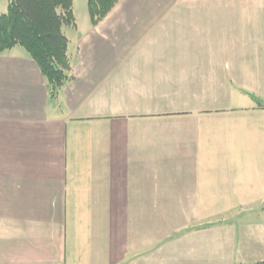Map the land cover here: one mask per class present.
Here are the masks:
<instances>
[{"label":"crops","instance_id":"0c3cea01","mask_svg":"<svg viewBox=\"0 0 264 264\" xmlns=\"http://www.w3.org/2000/svg\"><path fill=\"white\" fill-rule=\"evenodd\" d=\"M72 29L57 98L0 54V264L264 260L237 221L264 189V0H121Z\"/></svg>","mask_w":264,"mask_h":264},{"label":"trees","instance_id":"16d2710c","mask_svg":"<svg viewBox=\"0 0 264 264\" xmlns=\"http://www.w3.org/2000/svg\"><path fill=\"white\" fill-rule=\"evenodd\" d=\"M121 0H88L92 25L99 24ZM74 0H9L0 15V54L23 47L39 65L50 95L57 98L74 78L65 27H76ZM253 264H264V260Z\"/></svg>","mask_w":264,"mask_h":264},{"label":"rangeland","instance_id":"374dc122","mask_svg":"<svg viewBox=\"0 0 264 264\" xmlns=\"http://www.w3.org/2000/svg\"><path fill=\"white\" fill-rule=\"evenodd\" d=\"M5 0H0V7L3 6ZM74 12L77 19V23L80 27L88 26L90 23V16L88 10V0H74ZM66 34L68 36H72L74 30L71 27L64 28ZM240 212L238 222H245L244 225H248L251 223H258L259 227L254 224V230H259L261 232L259 237H262L264 234V189L260 191V199L258 201V206H254L251 208H242L237 213ZM232 217V216H231ZM230 218V217H229ZM239 226H241L239 224ZM260 239V238H259ZM258 239V240H259Z\"/></svg>","mask_w":264,"mask_h":264}]
</instances>
